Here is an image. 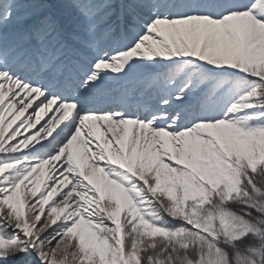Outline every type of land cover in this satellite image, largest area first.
I'll use <instances>...</instances> for the list:
<instances>
[{
    "label": "snow or ice",
    "instance_id": "6c2138e0",
    "mask_svg": "<svg viewBox=\"0 0 264 264\" xmlns=\"http://www.w3.org/2000/svg\"><path fill=\"white\" fill-rule=\"evenodd\" d=\"M0 264H264V0H0Z\"/></svg>",
    "mask_w": 264,
    "mask_h": 264
}]
</instances>
